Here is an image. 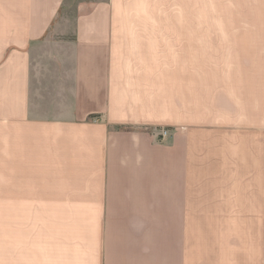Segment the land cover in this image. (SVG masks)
<instances>
[{"label":"crops","instance_id":"crops-1","mask_svg":"<svg viewBox=\"0 0 264 264\" xmlns=\"http://www.w3.org/2000/svg\"><path fill=\"white\" fill-rule=\"evenodd\" d=\"M0 264H264V0H0Z\"/></svg>","mask_w":264,"mask_h":264},{"label":"built area","instance_id":"built-area-1","mask_svg":"<svg viewBox=\"0 0 264 264\" xmlns=\"http://www.w3.org/2000/svg\"><path fill=\"white\" fill-rule=\"evenodd\" d=\"M168 134V130L167 129H162L161 130V134H160V139H163L164 137H166Z\"/></svg>","mask_w":264,"mask_h":264},{"label":"rangeland","instance_id":"rangeland-1","mask_svg":"<svg viewBox=\"0 0 264 264\" xmlns=\"http://www.w3.org/2000/svg\"><path fill=\"white\" fill-rule=\"evenodd\" d=\"M68 14V16L70 15V13H67ZM69 36V35H68ZM62 38H64V37H62ZM70 37H68V39H69Z\"/></svg>","mask_w":264,"mask_h":264}]
</instances>
